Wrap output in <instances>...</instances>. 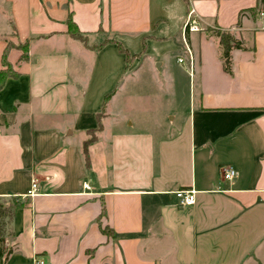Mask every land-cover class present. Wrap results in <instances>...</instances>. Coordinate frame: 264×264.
Returning <instances> with one entry per match:
<instances>
[{
	"label": "crops",
	"instance_id": "crops-1",
	"mask_svg": "<svg viewBox=\"0 0 264 264\" xmlns=\"http://www.w3.org/2000/svg\"><path fill=\"white\" fill-rule=\"evenodd\" d=\"M190 8L201 30L186 40ZM260 8L259 0H0V69L15 45L6 53L15 75L0 87V203H12L0 264H264ZM69 17L85 42L68 33ZM216 30L242 45L230 51L229 72ZM187 47L186 100L175 58ZM141 73L168 86L162 117L129 88ZM227 164L232 181L220 177ZM181 188L195 190L194 204L178 203Z\"/></svg>",
	"mask_w": 264,
	"mask_h": 264
},
{
	"label": "trees",
	"instance_id": "trees-1",
	"mask_svg": "<svg viewBox=\"0 0 264 264\" xmlns=\"http://www.w3.org/2000/svg\"><path fill=\"white\" fill-rule=\"evenodd\" d=\"M259 3H260V6L264 12V0H259ZM250 10H253V9L251 8ZM67 25H68V33L70 34L71 37L85 42L86 38L78 30L76 24L72 21L71 17L68 18ZM214 33L219 38V44L221 47V58L223 59L224 68L226 71L229 72L230 71V51L233 48H241L242 47L241 42L238 40H235L233 38V36L228 31L216 30V31H214ZM185 38H186V40L188 39V33L185 34ZM100 45L101 44L97 45V47H99ZM12 46H15V45L13 43H10V42L7 43L6 48L2 54L1 62H2L3 68L0 69V87L3 85V83L7 77L15 75V72L12 70L11 64L7 60V54H6L8 48L12 47ZM16 47L19 48L22 52L20 59L26 60L28 58L27 42H24L22 44H18V45H16ZM119 49L121 52H123L125 54V62L128 64L132 59L131 56L129 55L127 50H125L120 45H119ZM110 95L111 94H108L105 97L104 103H106V101L109 99ZM100 116H101V114H98V126L99 127H101ZM86 145L87 144L85 143V145H84L85 154H86ZM86 162H88L87 155H86ZM11 207H12V205L7 206V205H3L0 203V244H2V242H3V237H2L3 217H5L6 215H9ZM4 252H5L4 249H2L0 247V262H1V259H2Z\"/></svg>",
	"mask_w": 264,
	"mask_h": 264
},
{
	"label": "rangeland",
	"instance_id": "rangeland-1",
	"mask_svg": "<svg viewBox=\"0 0 264 264\" xmlns=\"http://www.w3.org/2000/svg\"><path fill=\"white\" fill-rule=\"evenodd\" d=\"M178 55L183 57L185 60L184 63L177 62L175 67L177 68V70H179V77H181L180 86L185 90V99L187 100L189 96V73L188 71H186V69L189 70L188 61L186 59L187 54L186 52L182 51V54ZM129 88L130 90H135L136 92H142L145 95V97L143 98L144 106L146 108H153L155 110V113L158 114V117H162V115H164V111L170 105L169 101L162 99L163 94L161 92V90H163L164 92L168 90V86H160L157 83V80H155V78L151 75L148 76L145 73H141L138 77H136L135 80L131 81ZM9 205H12V203H10Z\"/></svg>",
	"mask_w": 264,
	"mask_h": 264
},
{
	"label": "built area",
	"instance_id": "built-area-1",
	"mask_svg": "<svg viewBox=\"0 0 264 264\" xmlns=\"http://www.w3.org/2000/svg\"><path fill=\"white\" fill-rule=\"evenodd\" d=\"M259 16L263 21L262 28L264 29V12L262 8L259 10ZM201 27L199 26V19L195 14L192 8L187 12L186 19L183 23V33L197 32L200 31ZM176 61L178 63H184L185 60L183 57H177ZM187 61L189 69L191 70L194 66V55L191 50L187 47ZM237 175V170L232 165H223L220 167V177L226 181H232ZM86 186V185H85ZM36 189V180L33 179L31 183V188L28 190L29 194H33ZM175 197L178 200V203L182 206H190L195 202V190L193 188H181L174 192ZM35 264H44V260L38 257L34 258Z\"/></svg>",
	"mask_w": 264,
	"mask_h": 264
}]
</instances>
